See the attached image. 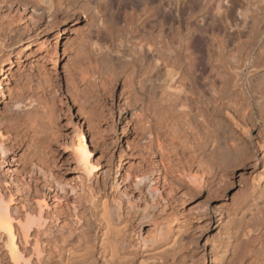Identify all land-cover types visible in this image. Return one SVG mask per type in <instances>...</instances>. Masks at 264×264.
Instances as JSON below:
<instances>
[{
    "label": "bare ground",
    "instance_id": "6f19581e",
    "mask_svg": "<svg viewBox=\"0 0 264 264\" xmlns=\"http://www.w3.org/2000/svg\"><path fill=\"white\" fill-rule=\"evenodd\" d=\"M81 16L89 28L86 44L101 27L113 39L137 41L131 57L119 56L114 63L130 90L121 92L119 102L112 97L111 122L118 108L129 135L126 115L139 114L136 104L146 100L139 92L150 78L151 93L160 95L158 129L146 127L144 119L132 124L133 130L137 124L149 128L153 137L134 152L119 146L111 192L105 176L114 159L106 137L98 155L82 131L79 148L71 146L76 178L65 180L61 167L46 161L42 138H36L44 127L41 119L28 115L47 108L38 91H46L48 81L37 79L32 88L34 79H25L10 100L11 108H30L27 130L21 133L23 125L11 124V118L6 134L0 129L3 160L17 158L21 166L9 181L0 176V264H264V0H0V88L2 76H13L14 63L30 59L37 37L61 31L60 25ZM164 41H173L166 44V55ZM80 72L66 75L68 94ZM55 85L57 93L61 83ZM25 89L31 92L25 95ZM24 146L29 155L19 154ZM110 153L111 166H103ZM237 176L243 194L225 205L216 220L218 236L206 240L209 253L195 259L191 245L202 229L213 228L201 195L218 201ZM184 180L186 188L179 185ZM164 193L185 203L199 201L197 214L193 221L174 214L152 235H143L139 224L149 215L139 213L138 202L147 195L166 203ZM135 224L138 248L130 235Z\"/></svg>",
    "mask_w": 264,
    "mask_h": 264
},
{
    "label": "rangeland",
    "instance_id": "374dc122",
    "mask_svg": "<svg viewBox=\"0 0 264 264\" xmlns=\"http://www.w3.org/2000/svg\"><path fill=\"white\" fill-rule=\"evenodd\" d=\"M64 25L65 26L63 28H62L63 24L59 26V29H61V31L53 29L50 32H47L45 36L41 34L39 37H37L36 38L37 40L33 45L34 53L32 52V55L30 57L31 60L29 59V57L22 59L20 62L24 66L22 64L19 65L20 63L19 64L14 63L12 66L13 76L12 77L10 76V78L8 77V80L5 79L4 76L1 77L2 85L0 88V129L3 131V134H6V129L9 127L10 121L11 124L12 122L15 121L18 122L19 125L21 126L23 125L20 131L21 133L24 134V132L27 130V127H25L24 124L29 116H33V118H38L39 120L41 119L40 121H42V125H44V127H42V129L39 131L40 133L38 132L39 134L37 133L36 135L37 137L32 133L33 132L32 130H28L29 132L28 135L30 137L35 136L36 138H40V139L42 138L41 140L43 142L41 144H43V146L48 152L47 153L48 158L47 157L45 158L46 161L52 163V159H53V161L61 167V169L59 170L63 178L65 180L69 179V181L70 179L71 181L72 180L74 181V178H76L75 175H77L73 171V166H72L73 163L70 161L71 152H72L71 146H74V148L72 147V149H76L77 147L79 148L80 146L79 144L81 143V132L83 131L85 133L88 142L90 144V147L92 149L99 150L98 155L101 154V150L104 144L103 137H106L105 142L108 146V150L110 152L112 150L113 159H114L113 170L110 171L109 176H105V178H107L106 179L107 190L111 192V186L114 183V179L116 178V166L119 163V152H118L119 146H122V148L125 149L126 151L131 150V152H134L140 149L146 143H148V141L153 137L148 135L149 128L142 129L141 125L137 124L138 126L136 125L137 127H135V129L133 130L132 124L135 125L137 122L140 121V119H144V122L141 123H146L145 125L146 127L150 125L152 126V129L154 131L158 129V125H157V122L159 120L158 108L160 107L159 106L160 101L158 102V100H160V95L157 92L151 93L150 82L148 84V81H150L149 78V80L145 82L146 86H144L143 89H140L141 92H139L140 98H144L142 96V93L146 95L145 101L142 102L140 101L139 103L136 104L138 109L137 113L139 114L132 115V112H130L129 114L126 115L127 121L131 120L130 125L128 126V128L130 127L128 132L129 135L126 137V134L124 135L123 133V127L126 125V122L124 121H123L124 123L120 122L121 111H119L118 108L117 110H114L115 117L113 116V118H115L114 119L115 124L111 122V116H110L111 113L110 111L112 108V102H111L112 97L115 96L117 98V102H119L121 92L123 90L128 91L129 89V87L127 88V86L124 87L123 79L126 78L124 77L125 74L120 72V70L117 67H115L116 65L114 66V63L117 62L119 56L125 55L131 57V54H133V52L135 51V46L137 41L132 39L129 42H122L119 39H113L107 28L105 29L103 27L102 29L101 27L100 30L98 29L99 32L97 30L96 31L97 33L94 32L96 34L94 33L91 34V38H89L90 40L88 39V43L86 44L85 42L82 41V39L85 36V33H87L86 30L89 29L88 24L86 22V17L84 18V16H81L80 18H78L77 22L74 21L68 23V25L66 24ZM46 38L48 39L45 41ZM91 41L92 43L93 42L96 43L98 46L94 47ZM170 42L173 41L163 42V47H164L163 55L167 54L168 49L165 47L166 44L167 45L171 44ZM112 49L114 50L113 52L111 51ZM116 49L117 50L119 49L120 52L116 53ZM148 55L150 54L148 53ZM148 58H149L148 60H151L150 56H148ZM29 61L30 62L32 61L31 63L32 65L31 64L27 65L28 63H30ZM108 61L111 62V65L109 64ZM149 63L150 62H148L147 64ZM109 65L111 69L107 67ZM149 65H145L149 69L146 68L144 72L151 70V67ZM73 69H75V71L76 69L77 71L81 70L80 73L82 75L80 73L77 74L78 75L76 82L77 86L75 90L77 89L78 90L77 91L72 90L70 94H68L66 90L67 89L66 75L69 73V71L71 72V70ZM117 69L119 71H117ZM164 71L165 68L163 66L162 72ZM25 75H27L26 76L27 78H24ZM83 77L85 79H83ZM44 78L45 81H48V83H45L44 86L46 91L44 90L42 93V91L39 90L38 92L39 93L41 92L39 96H41L43 102L46 101L44 105L48 103L47 104L48 106L46 105L47 108H44L45 110H43V108H39L37 111L33 110V112L28 113L29 115L28 116L27 112H29L28 110L30 108H27L28 110L25 109V111L20 110L23 107L20 109L11 108L12 102L10 99L14 95L10 96V93L14 94V91L16 89L17 90L15 91V93L19 91L20 87L18 88V85L22 87V85L25 84L26 81L30 82L29 80L34 79L32 82L33 84L31 83L30 86L32 85L31 86L32 88H36L37 79L44 80ZM22 80L25 82H23ZM60 83H61L60 91L57 93H55V91L53 92V90H55V86H56L55 84H60ZM30 92L31 91H29V89H25L24 93L25 95H27ZM139 94H137V96ZM73 95H75V97ZM86 117L90 118L91 120L93 119L92 122L89 123L90 126L84 123V120L87 119ZM9 118H11V120ZM7 125L8 127H6ZM114 125H116V128H114ZM53 134L55 135V137L53 136ZM56 135H57V139H56L57 141L55 139L53 140V138H56ZM26 139L28 143L29 142L28 137ZM23 149L19 154L29 155L27 146H24ZM23 151L26 153H24ZM3 158L4 156H2L0 153V164H1L0 176L6 179L7 181H9L11 180L9 175L12 174L13 172H14L13 174H15L17 168H21V166L16 163L17 158L7 159L6 161H4ZM109 159L103 161L102 163L103 166L106 165L111 166V153ZM155 159L158 162L160 160V156L155 157L154 160ZM134 160L138 162V160H136L135 158ZM134 160L133 163L135 162ZM43 161L45 160L43 159ZM127 166L128 165L125 166V169ZM239 179H240L239 176H237V180L236 177H233L232 182L234 181L233 182L234 184L231 182L232 186H229L226 189L227 191L224 190V192H222L223 195L219 198L218 201L209 202L205 199L206 194L201 195V199L199 201H201L203 206L204 205L205 207L207 206L206 210L207 211L209 210V216L211 217L213 228L202 229L203 230V233L201 232L202 236L199 237L197 242H194L192 244L193 246L191 245V248L194 247L193 249L197 251L196 253L194 251L195 259L198 258V260L201 261L202 260L201 258H203L204 254L209 253L210 246H209V242H207L206 240L207 238L212 240L216 236H218L217 233L218 230L215 229V227L217 226L216 220L219 218L221 212L223 213L225 205L226 204L229 205L232 202V198L239 197L243 194L242 193L243 184L239 182ZM184 181H183L184 184L182 183L179 185L182 186L183 188H186L188 184V180L185 182ZM164 197L168 198V202L166 203L161 202L160 203L161 205L158 204V200H154L147 195H145L141 199V201L138 202V205L140 206L139 213L140 214L146 213L149 215L148 220L146 218L142 220V222L139 224L142 225L143 235H150L151 231L155 230L154 227H157L158 225L165 223L168 224L169 220L171 222L172 216L174 214L175 215L177 214L178 219L180 218V220L182 221L183 219L187 221H189L188 219H190L191 221L194 220V216L195 214H197L196 213L197 211L194 210L197 207L195 205H197L198 204L197 202L199 201L195 203H190V202L185 203L182 200L183 198H181V196L177 198L175 194H171L170 196H167L166 193H164ZM171 198L172 200L173 199L174 200L172 201ZM191 207L194 208L190 210ZM171 212H173V214H171ZM191 214L193 216L192 218H191ZM212 216L214 217L212 218ZM167 218L169 219L167 220ZM139 225L135 224L132 227V230L130 231L131 233L130 235L132 236L131 238L132 244L135 245V247L136 245H138L137 248L139 247V237H138ZM190 241L191 240H189L188 242ZM152 263L153 261L152 262L150 261L146 264H152Z\"/></svg>",
    "mask_w": 264,
    "mask_h": 264
}]
</instances>
